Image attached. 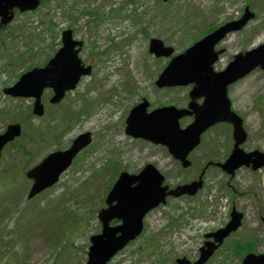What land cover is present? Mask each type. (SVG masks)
<instances>
[{
    "label": "rangeland",
    "instance_id": "obj_1",
    "mask_svg": "<svg viewBox=\"0 0 264 264\" xmlns=\"http://www.w3.org/2000/svg\"><path fill=\"white\" fill-rule=\"evenodd\" d=\"M169 1L48 0L43 7L42 2L38 10L18 15L10 25H5L6 28L1 27L0 132L11 122L12 112H15L16 121L24 127L29 129L34 126V131L29 130L35 134L34 137L26 131L22 134L31 143L21 137L19 139L26 148L35 149L34 154L33 151L23 152L20 144L14 140L3 150L4 158L0 161V264H20L21 261V264H49L47 254L50 259L56 258V264H85L89 237L100 230L97 212L104 206V197L119 168L115 160L106 164L110 159H116L121 169L128 172H137L145 163L150 162L164 174L166 182L173 186L190 179L195 172L198 174L207 159L222 161L225 158L224 154L228 153L232 143L229 145L230 128L224 124L217 125L204 135V141L201 140L198 150L190 157L193 163L192 174L188 167L181 168L164 146L133 139L123 131V115L142 97H146L150 104L173 103L182 106L187 102L188 86L171 90L157 89L154 85L155 73L168 59L147 54L149 38L164 39L173 46L175 52L179 51L192 41L195 33L199 32L200 35L206 27L220 25L237 16L240 6L247 0H232L223 6V0H211L212 3L209 0ZM251 1L255 2L252 3L258 15L248 22L244 30L228 33L219 43L218 46L224 51L215 64L216 69L224 67L232 55L248 47L251 40L253 45L264 39V25L256 35L260 19L264 17V1ZM119 10V16H112L116 14L113 11ZM84 11L96 14L93 22H90L91 15L83 14ZM187 15L193 21L182 22L180 19ZM125 18L126 21L122 23L121 19ZM71 25L74 26L75 38L84 42L85 47L79 56L85 64L88 57L91 58L87 62L91 61L94 72L85 76L76 89L69 92V96L66 94L60 105L48 106L50 115L44 113L43 118H31L28 109L31 107V99H13L1 92V88L15 80L27 64L40 66L60 46L61 31ZM126 32L130 34L124 36ZM123 41H127L125 45L116 46L112 50L113 45L122 44ZM112 54L119 55L123 66L115 75L107 77L105 66ZM111 88H114L115 93L109 102L112 100L114 103L116 113L108 121H103L101 114H97L102 100H98V103L83 102V114L93 111L87 119L77 121L75 116L70 115L72 109L79 110L78 106L83 99L97 100L100 93V98H108L110 91L103 92ZM228 96L231 104L243 116L247 138L242 148L264 152V73H253L229 85ZM60 106L62 110L59 111ZM60 112L64 113L66 125L62 131L63 117ZM189 121V118H183L180 124L183 126ZM46 123L49 130L46 129ZM40 124L42 127L39 128ZM83 131H89L91 138H94L75 156L58 183L44 194L41 193L34 202L26 200L30 182L23 180L25 169L34 165L48 150L68 146L71 139ZM40 133L44 138H39ZM12 148L19 149L23 154ZM36 152H39L37 157ZM9 165L16 170H11ZM204 177L205 187L192 198L170 197L149 212L144 218V233L107 264H126L129 257L134 264H156L162 258L165 260L161 264H173L174 258L178 256L194 260L204 240L203 235L225 225L232 206L244 216L233 238L256 237L259 243L252 239L251 246H256L254 252L263 251L264 166L255 171L240 167L231 178L220 168L210 167ZM231 191L235 192L233 197ZM73 195L76 197L72 198V203L78 202L84 207L82 211H71L72 206L62 205L69 202ZM177 215L180 226H171L166 230L164 226L171 219L177 218ZM80 217L76 223L77 230L70 235L61 234L60 241L50 248L49 236L53 232L58 233L60 229L72 231L75 225L71 221ZM48 228L53 232L47 230L44 235ZM77 231L81 232L77 234ZM140 244L142 250L148 252L147 256L142 255L143 252L138 249ZM229 249L231 243L222 247L209 264H237L238 259ZM242 256L243 253L240 258Z\"/></svg>",
    "mask_w": 264,
    "mask_h": 264
},
{
    "label": "water",
    "instance_id": "obj_2",
    "mask_svg": "<svg viewBox=\"0 0 264 264\" xmlns=\"http://www.w3.org/2000/svg\"><path fill=\"white\" fill-rule=\"evenodd\" d=\"M38 0H0V15L3 17L1 23H6L10 16H7L8 9L18 7L20 10L34 8ZM252 16V13H245L243 17L234 23H228L213 33L196 42L184 54L175 59L184 61L190 68V77L187 81L194 80L197 86L191 91V96H205L201 105H196L193 101L189 107L195 113V119L186 129L180 130L176 117L183 115L173 107L157 109L146 114L147 103L136 105L130 111L126 120V132L134 136H143L156 143H163L169 147L175 157L184 158L188 151L198 143L200 133L209 125L216 121H228L234 125L235 144L229 158L221 167L230 173L241 165L250 162L249 157L257 155V151L246 154L244 160L234 161L237 155L243 154L238 148V144L245 138V133L241 127V120L230 108V101L226 96V87L229 83L237 80L252 70L256 66L264 69V45L248 51L245 55L238 54L229 63L227 68L221 72H212L211 64L216 60L217 53L213 51L215 43L222 36L232 30L239 28ZM81 42L72 40L71 31L62 33V47L54 54L44 67L32 68L30 71L20 76L19 80L10 88L4 91L12 96L35 97L33 113L42 114L40 95L45 87H51L54 91L51 102H58L64 92L71 89L77 83L81 74H86L89 68H84L77 56ZM152 49H154L152 47ZM165 53L166 51L157 52ZM207 72V73H206ZM158 81L159 85H163ZM162 110L164 114H160ZM171 111V113H165ZM173 113V114H172ZM192 113V112H191ZM18 124L7 126L4 134L0 135V151L3 145L19 135ZM89 142V133L80 135L73 141L70 149L63 152L49 154L40 164L29 170L26 175L33 180V184L28 192V197L34 196L40 190L54 183L59 173L65 169L75 153ZM247 157V158H246ZM263 155H258L254 160L253 168H257L263 163ZM231 163H233L231 165ZM162 176L151 166L147 165L137 175H130L122 172L112 191L106 198L109 208L100 212V219L103 222V233L91 238L87 264H103L109 259L111 254L120 248L128 239L137 235L141 230L142 216L159 202H164L166 187L161 186ZM135 183L134 186H131ZM201 186V180L192 182L188 186L178 187L168 193L179 194L187 192L193 194ZM117 199L115 205L111 203ZM231 220L228 224L207 234V237H214V242H205L200 248V258L193 264H202L217 247L215 242L220 244L224 237L240 225L241 214L233 209L230 213ZM117 217L122 220V224L117 227H109L108 223ZM119 235L116 236V233ZM179 264H189L185 258L177 260ZM241 264H264V253L260 255L248 254Z\"/></svg>",
    "mask_w": 264,
    "mask_h": 264
},
{
    "label": "trees",
    "instance_id": "obj_3",
    "mask_svg": "<svg viewBox=\"0 0 264 264\" xmlns=\"http://www.w3.org/2000/svg\"><path fill=\"white\" fill-rule=\"evenodd\" d=\"M234 252L237 254L245 253L248 252L249 250L252 249V246L248 243H242L240 241H235L234 242Z\"/></svg>",
    "mask_w": 264,
    "mask_h": 264
}]
</instances>
